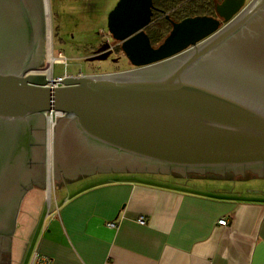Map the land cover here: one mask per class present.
Returning a JSON list of instances; mask_svg holds the SVG:
<instances>
[{"label":"water","instance_id":"95a60500","mask_svg":"<svg viewBox=\"0 0 264 264\" xmlns=\"http://www.w3.org/2000/svg\"><path fill=\"white\" fill-rule=\"evenodd\" d=\"M153 11V0H119L108 15L109 35L137 69L68 75L51 87L31 74L40 69L32 50L35 26L45 27L43 1L0 0V226L11 235L24 197L45 189L50 111L64 113L54 131L56 181L263 173L264 24L228 68L203 60L264 13V0H223L225 25L212 16L172 22L157 46L146 33Z\"/></svg>","mask_w":264,"mask_h":264},{"label":"crops","instance_id":"0c3cea01","mask_svg":"<svg viewBox=\"0 0 264 264\" xmlns=\"http://www.w3.org/2000/svg\"><path fill=\"white\" fill-rule=\"evenodd\" d=\"M133 175L178 179L115 172L63 177L49 220L44 189L28 192L17 222L18 255L26 264L36 252L51 264H264V197H233L219 193L223 187L187 190L177 186L185 180L170 186Z\"/></svg>","mask_w":264,"mask_h":264},{"label":"rangeland","instance_id":"374dc122","mask_svg":"<svg viewBox=\"0 0 264 264\" xmlns=\"http://www.w3.org/2000/svg\"><path fill=\"white\" fill-rule=\"evenodd\" d=\"M43 1V11L45 16V39L48 49L54 51L56 56L63 55L68 60V66L56 63L55 76L61 75H78L81 71H90L100 74L116 72L121 68V59L114 55L108 59L92 60V62L84 61L93 54V50L97 45L107 38L109 35L107 28V20L110 12L116 7L119 0H46L48 7V16L45 10V0ZM47 55L45 57V64ZM54 148V145H53ZM54 156V152H53ZM124 176V175H123ZM137 177H145L154 183L174 186L180 181H188L189 184L177 186L182 189L196 191H213V187H223L222 194H228L233 197L244 198H263L264 197V179L255 178L251 174L244 176H231L242 178L241 180L216 179L211 177H195L194 174L174 175L178 179L170 180L169 176H161L152 178L149 175H133ZM195 177V178H193ZM220 177V176H216ZM230 177V176H228ZM227 178V176L225 177ZM57 182V181H56ZM198 183L201 186L194 185ZM240 187L246 189L244 193H239L241 189L233 190ZM227 191V192H225ZM242 191V190H241ZM56 192V191H55ZM217 193V192H216ZM210 194H215L211 192ZM47 209V204H46ZM19 232L16 231L14 237V247L12 252V264H26L27 258L23 257L19 252ZM22 251V246L20 247Z\"/></svg>","mask_w":264,"mask_h":264},{"label":"flooded vegetation","instance_id":"af4514ba","mask_svg":"<svg viewBox=\"0 0 264 264\" xmlns=\"http://www.w3.org/2000/svg\"><path fill=\"white\" fill-rule=\"evenodd\" d=\"M251 0H246V3H248ZM223 2V1H222ZM221 2V3H222ZM216 5V15L215 18L219 19L222 23V26L225 25L222 18L218 16L217 13V7L219 4ZM156 12V11H155ZM153 18V17H152ZM264 24V13H262L258 18L254 19L248 27L244 28L240 33L235 34L231 38H229L227 41L222 43L220 47L215 50V52L210 55V59L203 60L208 67H217L218 63L223 65L221 68H228L233 61V59L236 56H239L237 53L241 50V43L245 42L246 40H249V38L257 33L258 31H261L262 29L259 28L258 25ZM36 27V40L33 42V61H34V67L35 68H42L43 62L45 61V57L47 55V43H46V37H45V27L42 25V23H39ZM172 29V28H171ZM38 30V31H37ZM171 31V30H170ZM170 33V32H169ZM153 45V44H152ZM155 46V45H153ZM114 53V55L118 56L121 59V68L118 69L116 72H110V73H117V72H123V71H130L135 70L137 67H135L126 57V55L123 53L121 44L119 42H116L112 39L110 35L107 36L105 40H102L97 47L93 50L92 56L89 58L84 59V61L92 62V60H100V59H108L110 56ZM203 62V63H204ZM96 72L91 73L90 71H81L78 75L84 76V75H95ZM100 74V73H97ZM109 74V73H104ZM251 173L252 175H258L254 174L251 171H246L245 175ZM194 174L195 177H208V176H215L213 174H206V175H200L198 173H187ZM176 176V174H173V176ZM234 175L233 173H227L225 177ZM235 176V175H234ZM260 177H264V171L260 175ZM39 180L42 183L44 180V173L43 169H40L39 174ZM56 181V180H55ZM57 183V182H56ZM2 227V226H0ZM17 231L14 232L13 235H11L8 230L3 226L0 228V264H12V252L14 247V237Z\"/></svg>","mask_w":264,"mask_h":264},{"label":"built area","instance_id":"2783aa9c","mask_svg":"<svg viewBox=\"0 0 264 264\" xmlns=\"http://www.w3.org/2000/svg\"><path fill=\"white\" fill-rule=\"evenodd\" d=\"M59 63L68 66V60L63 56H56L54 51L48 49L47 62L44 67L37 71L31 72L35 75H44L49 81L52 82L51 87H58L59 83L68 75L55 76L54 67L55 64ZM46 117V178H45V189L44 197L47 204V215L46 219L49 220L57 211L55 204V191L56 181L54 178L53 169V145H54V131L58 121L64 117V113L59 111H50L45 113ZM139 222L142 224L146 223L144 217H140ZM220 225L227 226L228 220L222 219L219 221ZM110 227H116L115 223H110ZM31 264H51V260L39 253H34Z\"/></svg>","mask_w":264,"mask_h":264},{"label":"trees","instance_id":"16d2710c","mask_svg":"<svg viewBox=\"0 0 264 264\" xmlns=\"http://www.w3.org/2000/svg\"><path fill=\"white\" fill-rule=\"evenodd\" d=\"M222 1L223 0H153L154 14L152 24L146 29L151 43L157 46L163 42L172 28V22H180L185 18L195 16L214 17L216 15V5Z\"/></svg>","mask_w":264,"mask_h":264},{"label":"bare ground","instance_id":"6f19581e","mask_svg":"<svg viewBox=\"0 0 264 264\" xmlns=\"http://www.w3.org/2000/svg\"><path fill=\"white\" fill-rule=\"evenodd\" d=\"M45 10H46V15L48 16V7H47V1L45 0Z\"/></svg>","mask_w":264,"mask_h":264}]
</instances>
